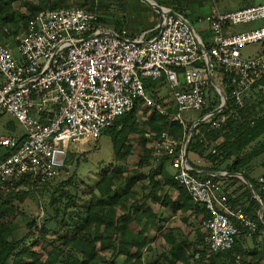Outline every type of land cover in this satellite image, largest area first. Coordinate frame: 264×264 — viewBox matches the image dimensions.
<instances>
[{"label":"built area","instance_id":"1","mask_svg":"<svg viewBox=\"0 0 264 264\" xmlns=\"http://www.w3.org/2000/svg\"><path fill=\"white\" fill-rule=\"evenodd\" d=\"M169 10L163 14L159 34L145 42L127 38L126 30L118 34L104 27L97 13L70 7L39 12L16 37L14 46L0 43L1 108L25 131L22 141L0 135V146L8 153L0 160V184L28 176L42 185L57 178L70 153L98 140L136 104L168 115L147 95L144 78H165L170 84L177 108L172 120L183 125L180 112L202 111L208 105L211 75L216 90L221 96L225 93L223 77L217 81L214 66L230 77L238 105L252 87L264 90V50L253 57L242 54L248 45H264V4L227 13L214 9L206 18L212 39L204 50L193 25L170 15ZM249 23L256 26L226 33L230 25ZM220 111L201 121L219 128L227 119L215 117ZM188 141L187 135L177 140L162 132L152 142L154 155L169 157L174 181L208 212L203 221L208 250H228L242 230L258 233V224L230 200L219 182L195 172L185 153Z\"/></svg>","mask_w":264,"mask_h":264},{"label":"trees","instance_id":"2","mask_svg":"<svg viewBox=\"0 0 264 264\" xmlns=\"http://www.w3.org/2000/svg\"><path fill=\"white\" fill-rule=\"evenodd\" d=\"M121 1L123 0L115 2L121 4ZM204 1L173 0L174 6L171 9L194 25L204 17L195 12L196 8L203 7ZM209 1L213 4L216 2ZM139 3L147 11L158 13L144 3ZM70 7L101 14L99 22L104 27L109 28L107 25L113 24L114 32L121 34L126 30V37H129L127 22L122 18L115 21L110 17L113 3L104 4L101 0H37L29 14L17 18L12 2L5 1L0 4V42H10L14 46L16 37L25 31L29 21L39 12ZM248 7L252 6L244 8ZM159 23L160 17L152 27ZM159 31L160 25L154 29L153 35L156 37ZM210 45L211 43L205 46L208 49ZM214 69L219 77H223L221 83L227 97L224 108L220 114L215 115L227 118L219 128H213L201 120L193 129L191 125L173 121L172 114L177 113L176 106L168 110V115H160L144 105L136 104L132 111L119 117L103 131L114 134V161L100 167L102 173L94 185L77 179L75 174L56 187L50 181L39 185L28 176L0 184V264L263 262V248L256 241V236L260 231L264 232V182L253 178L251 173L256 167H264V90L252 87L245 94L243 104L238 105L231 93L230 77L223 76L218 67L214 66ZM163 80L164 78L143 79L146 90L152 93L157 83ZM210 93L213 96L208 97L209 103L202 110V118L220 110L223 105L222 96L212 83L209 95ZM140 108L144 109L142 117L137 115ZM162 132H168L177 140H182L187 135L188 152L197 154L207 164L203 167V176L219 182L223 179L216 175L226 172L232 176L231 182H240L236 175L248 182H240L243 192L236 197H232L237 192L236 189L224 192L235 205L243 207L256 221L258 233L249 235L242 230L232 248L220 252L208 250L205 240L207 231L203 227V221L209 217L208 212L204 207L195 205L186 189L174 181L173 174L165 167L170 162L169 157L155 156L153 147L148 146ZM136 135L142 136L138 140L142 152L136 168L130 169L126 160L133 151ZM23 138H20L21 141ZM71 157H74L73 152L69 154L67 163ZM153 163L156 164L154 168L150 167L147 173L142 171ZM36 188H40L44 195L42 208L45 217L42 221L26 218L27 232L18 237L16 231L20 224L17 218L24 214L20 204ZM170 191L178 192L176 199L169 194ZM151 204L158 208L154 209ZM165 208L172 210V216L181 213V219L190 226V231L187 233L179 226L166 227L168 217L163 211ZM190 216L194 221L190 222ZM153 231L162 233L166 249H155L149 238Z\"/></svg>","mask_w":264,"mask_h":264},{"label":"rangeland","instance_id":"3","mask_svg":"<svg viewBox=\"0 0 264 264\" xmlns=\"http://www.w3.org/2000/svg\"><path fill=\"white\" fill-rule=\"evenodd\" d=\"M5 1L12 2L17 18H21L22 15L24 14H29V12L32 10V7L37 4V0H1L0 4H3ZM115 1L117 0H101V2H103L104 4L113 3V8H111L112 11H110V17L115 21L121 18L125 20V17L124 16L122 17V15L126 13V9L128 8V6L137 7L136 9H140L141 13L143 12L146 13L147 11V9L144 6H139L140 5L139 0H130L129 2L123 0L121 1V4ZM262 3H264V0H218L214 4L209 0H205L203 2V7L196 8L195 12H197V14H199L201 17V15H205L206 13H208V11H211L213 8L219 13H227V12L235 11L240 8H244L247 6H255ZM157 14H155V17L153 19V21L155 22H157L160 17L159 12ZM99 15L102 16L101 14ZM134 19L138 23L142 21L144 18L143 15L139 13L136 15ZM197 24L198 23L195 22L194 24L195 28L196 27L198 28ZM107 26L111 30H113V26H114L113 24ZM254 26H256V23H249L245 25H230L226 28V33L230 32V34H235V33L244 32L251 29ZM0 43H7V42L4 41ZM263 50H264V45H262V43L251 44L242 49V54L245 57H253ZM13 51L16 55H18L16 49H14ZM216 76H217V81H219L220 77L218 75ZM147 95L152 99L158 101L166 110H169L175 106L173 90L170 87V84L166 80L161 82V84L156 88V90L153 89V93L147 90ZM212 96L213 94L210 93L209 97ZM143 110H144L143 108H140L138 110L137 115L139 117H142ZM180 117L182 118L186 126L187 125L193 126L196 122L201 120L202 111L194 110V109L184 110L180 112ZM0 135H16L17 137L25 135V131L21 126V124L18 122V120L11 114L5 112L2 108L0 109ZM113 136H114L113 133L107 131L103 133L98 140L89 141L85 144L80 145L78 149L76 148L77 150L73 151L74 157L70 158V160L66 164L60 176L51 180L50 184L56 187L62 181H66L72 175L75 174V176H77V179L82 180L85 183L88 182L94 185L101 176L102 172L100 167L104 165H108L114 161V145L112 143ZM141 137L142 136L139 135L135 136V138L137 139H135L133 151L126 160L127 161L126 165L130 169L136 168V165L139 162L142 149L139 145L138 140H140ZM147 137L150 136L147 135ZM148 146L151 147L152 144L149 143ZM6 154H7V150L4 147L0 146V157H4L6 156ZM155 166L156 164L153 163L150 166L142 169V171L147 173L150 170V167L154 168ZM165 167L168 172L170 173L175 172L170 162H167ZM263 174H264V167H258L254 171V176L256 179H258L260 175L263 176ZM242 179L244 180V178L241 177L239 181H242ZM236 183L240 184V182H236ZM147 192L148 190H146V193ZM172 194H173L172 196H175L176 192L172 191ZM43 197L44 195L41 192V189L36 188L32 193L29 194L25 202L23 204H20V209L24 214L23 216H19L17 218V221L20 224L19 229H17L16 231L18 237H22L27 232L25 226L26 218L29 217L36 218L38 221H42V219L45 217V212L42 208V202L44 201ZM151 206L154 209L158 208L157 205L151 204ZM163 211H165L166 216L168 217L167 223L165 222L166 227L179 226L182 227L183 230L187 233L190 231V226L183 223L181 219L182 218L181 213H177L175 216H172L171 209L165 208L163 209ZM190 219H191L190 222L194 221L193 217L191 216ZM161 234L162 233H157L153 231L149 235V238L152 240V243L156 250H163L167 248L165 241L161 237ZM256 241L259 242V245L261 244L260 247L263 248L262 252L264 256L263 231H260V233L256 236ZM260 264H264V260L263 262H260Z\"/></svg>","mask_w":264,"mask_h":264},{"label":"crops","instance_id":"4","mask_svg":"<svg viewBox=\"0 0 264 264\" xmlns=\"http://www.w3.org/2000/svg\"><path fill=\"white\" fill-rule=\"evenodd\" d=\"M126 1L129 2L130 0H126ZM149 1H152V3L155 6L161 8L163 10H168V9L172 10L171 7L174 6L173 0H149ZM178 1L181 2L183 0H178ZM216 1H218V0H216ZM160 3H162L163 5L161 6ZM213 10H214V8L211 11H208V13H206L203 18H201L197 21L198 28L197 27L195 28V26L192 24L196 33L200 37L201 43L203 45L211 43L212 31L210 29L209 22L206 21V18L212 13ZM154 12H157V11L154 10ZM138 13L142 14L144 19L137 23L134 18L136 17V15ZM123 16L125 17V21L127 22V28L126 29L128 31V34H129L128 35L129 39H139V40L145 42V41H149L155 37L153 35L154 29L156 30L159 27L160 23L156 27H154V28L152 27V25L154 24L153 19L155 17V14L153 13V11H150V12L146 11V13L145 12L141 13L140 9L136 10L134 7L128 6V8L126 9V13L123 14L122 17ZM160 20H161V13H160ZM228 34H230V32ZM163 81H165V78ZM163 81H161V82H163ZM161 82L157 83V85L153 89L156 90V88L161 84ZM12 136H16V135H12ZM21 137H24V135L20 136L18 138H21ZM151 144H152V142H151ZM187 157L190 161L191 166L193 167V169L195 171H197L200 174H203L205 172L203 167L207 166V164L205 163L204 159L198 157L197 154L191 153V152L187 153ZM256 168H258V167H256ZM222 169H224V168H222ZM255 169L251 173L252 177L254 176ZM216 177H220L223 179V180L219 181L220 187L223 191L227 190V192L229 193L232 190H235V189L237 190V192L232 197H236L238 194L243 192V188H240V186H242V185H240L239 183L231 182L230 179L232 176L227 175L226 172H220L218 175H216ZM235 177H237L238 178L237 180H239V179H241L242 176L240 177V175H236ZM261 177L262 176L260 175L258 179H260ZM253 178H255V176ZM240 182H244L245 184L248 183L247 181H245V179L244 180L242 179V181H240ZM174 192H176V195L172 196V197L174 199H176L178 192L177 191H174ZM169 194L173 195L172 191H170Z\"/></svg>","mask_w":264,"mask_h":264},{"label":"water","instance_id":"5","mask_svg":"<svg viewBox=\"0 0 264 264\" xmlns=\"http://www.w3.org/2000/svg\"><path fill=\"white\" fill-rule=\"evenodd\" d=\"M139 1L142 2V3H144L145 5H147L148 7H150V8H152V9H154V10H156V11H158V12L161 13V21H160V25H161V24H162L163 14L166 13V10H163V9H161V8H159V7H157V6H155V5H154L151 1H149V0H139ZM168 13H169L170 15H173V16H175V17H177V18L182 19L185 23H187L188 25L192 26L191 23L188 22L183 16H181L180 14L174 12L173 10H169ZM93 37H94V36L91 35V36L87 37L85 40L91 39V38H93ZM200 46H201V48H202L203 50L205 49V47H204V45H203L202 43H200ZM211 82H212V84H213L214 86L218 87V85L216 84V82H215L214 78L212 77V75H211ZM222 97H223V105L221 106L220 110H222V109L224 108V106H225V104H226V102H227L226 94L223 93V92H222ZM0 109H1V103H0ZM199 122H200V121H198L197 123H199ZM193 128H194V126L192 127V129H193ZM188 147H189V141H188V143H187V145H186V147H185L186 157H187V153H188Z\"/></svg>","mask_w":264,"mask_h":264},{"label":"bare ground","instance_id":"6","mask_svg":"<svg viewBox=\"0 0 264 264\" xmlns=\"http://www.w3.org/2000/svg\"><path fill=\"white\" fill-rule=\"evenodd\" d=\"M242 235V234H241Z\"/></svg>","mask_w":264,"mask_h":264}]
</instances>
